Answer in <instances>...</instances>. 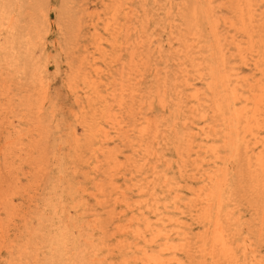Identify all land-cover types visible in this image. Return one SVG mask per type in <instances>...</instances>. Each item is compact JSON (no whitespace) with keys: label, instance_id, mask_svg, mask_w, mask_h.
<instances>
[{"label":"rangeland","instance_id":"rangeland-1","mask_svg":"<svg viewBox=\"0 0 264 264\" xmlns=\"http://www.w3.org/2000/svg\"><path fill=\"white\" fill-rule=\"evenodd\" d=\"M262 157L264 0H0V264H264Z\"/></svg>","mask_w":264,"mask_h":264},{"label":"bare ground","instance_id":"bare-ground-1","mask_svg":"<svg viewBox=\"0 0 264 264\" xmlns=\"http://www.w3.org/2000/svg\"><path fill=\"white\" fill-rule=\"evenodd\" d=\"M251 13V12H250ZM249 14V13H248ZM253 14V13H252ZM254 16V15H253ZM255 17V16H254ZM252 19V18H251ZM246 20V19H245ZM248 22H251L250 20L248 21ZM249 25H250V23H249ZM254 35V34H253ZM253 35L251 34V33H248V40H247V45L248 46H252L253 45V43H254V39H253ZM243 44V43H242ZM255 45V44H254ZM247 50H250V49H247ZM255 51V50H254ZM256 65H257V67L258 68H260V64H259V62H257L256 63ZM131 77V76H130ZM258 92V91H257ZM256 99V98H255ZM257 102L258 103H255V105H256V108L254 109V112H253V118H251V119H246L245 120V127H246V130H248L249 128H252V122L254 123V126H256V127H258V128H260L261 127V121H260V119H259V111H260V107H258V104L260 105L261 104V98L260 97H258L257 99ZM249 113V112H248ZM262 114V113H261ZM240 117V116H239ZM240 119V118H239ZM240 121V120H239ZM241 122V121H240ZM256 130V129H255ZM257 131V130H256ZM262 132V131H261ZM247 134V133H246ZM259 134V133H258ZM251 139V138H250ZM260 139V138H259ZM260 141V140H259ZM261 141H263L262 139H261ZM251 142V141H250ZM261 143H263V142H261ZM259 144V143H258ZM243 148V147H242ZM260 149V148H259ZM254 158V157H253ZM262 159H263V157L262 158H259V161H260V163H261V165L263 166L264 165V162L262 161ZM251 161V158H250V160H249V162ZM250 164H251V162H250ZM249 164V165H250ZM264 169V168H263ZM261 170V169H260ZM261 204V203H260Z\"/></svg>","mask_w":264,"mask_h":264}]
</instances>
